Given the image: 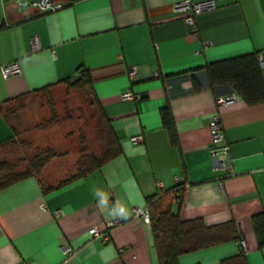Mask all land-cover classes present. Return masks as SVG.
Wrapping results in <instances>:
<instances>
[{
  "label": "crops",
  "instance_id": "1",
  "mask_svg": "<svg viewBox=\"0 0 264 264\" xmlns=\"http://www.w3.org/2000/svg\"><path fill=\"white\" fill-rule=\"evenodd\" d=\"M176 1L61 0L60 7L39 11L0 0V64L17 60L21 69L0 73V143L12 134L5 100L74 78L82 65L121 146L118 156L51 192L34 177L1 189L0 264H158L149 222L133 217L132 207L172 189L176 176L184 185L182 215L209 224L234 219L248 263L264 264V245L257 246L251 221L264 212V101L248 104L235 94L217 105L219 95L235 91L228 83L211 84L204 67L256 51L264 77V0H214L193 27L184 21L186 11L174 8ZM127 65H138L135 79L127 76ZM129 87L140 97H121ZM164 104L174 138L162 121ZM215 111L229 167H214L209 154ZM136 133L141 142L131 140ZM114 218L119 222L107 226ZM93 226L108 227V238L91 234ZM239 249L237 241H227L183 253L179 264H219Z\"/></svg>",
  "mask_w": 264,
  "mask_h": 264
},
{
  "label": "trees",
  "instance_id": "2",
  "mask_svg": "<svg viewBox=\"0 0 264 264\" xmlns=\"http://www.w3.org/2000/svg\"><path fill=\"white\" fill-rule=\"evenodd\" d=\"M204 67L211 84H230L235 93L248 104L264 101V77L256 51L210 61ZM75 72L74 78L66 77L33 89L29 95L15 97L16 104L4 101V116L10 123L12 134L0 143V190L28 177H34L43 192H51L84 177L121 153L119 138L93 90L89 69L79 65ZM57 84H64L67 89L81 92L85 108L88 109V119L92 122L91 129L98 140L97 149H88L84 144L79 148L74 171L56 184H44L41 179L43 168L62 152L52 144L43 145L39 141L47 119L42 117L39 121L33 118L26 120L25 113L29 109L25 98L39 92L49 94L51 87ZM160 113L163 124L174 138L168 104L160 108ZM82 140H85L84 136ZM172 197L175 198L174 204ZM183 202L184 185L179 180L172 189L146 197L149 226L158 264H179V256L183 253L227 241L238 242L242 237L234 219L209 224L201 216L185 218L182 215ZM251 221L257 246L260 248L264 245V212L252 214ZM239 247L237 253L220 259L219 264H249L240 244Z\"/></svg>",
  "mask_w": 264,
  "mask_h": 264
},
{
  "label": "rangeland",
  "instance_id": "3",
  "mask_svg": "<svg viewBox=\"0 0 264 264\" xmlns=\"http://www.w3.org/2000/svg\"><path fill=\"white\" fill-rule=\"evenodd\" d=\"M83 100L81 92L67 89L64 84L51 87L49 94L39 92L25 98L29 109L25 113L26 120L33 118L39 121L42 117L47 119L39 141L43 145L52 144L62 152L43 168L41 179L44 184H56L58 180L72 173L79 148L84 144L88 149H97L98 140L91 129L92 122L88 119V109L85 108ZM16 101L13 103L16 104Z\"/></svg>",
  "mask_w": 264,
  "mask_h": 264
},
{
  "label": "built area",
  "instance_id": "4",
  "mask_svg": "<svg viewBox=\"0 0 264 264\" xmlns=\"http://www.w3.org/2000/svg\"><path fill=\"white\" fill-rule=\"evenodd\" d=\"M61 0H16V4L18 6H26L30 5L36 8L39 11H48L54 10L61 6ZM175 9H182L186 11L184 16V21L189 27H193L195 25L196 15L205 10L212 8L214 6V0H178L173 4ZM29 42L33 51H36L40 48L39 37L37 34H33L29 37ZM20 66L17 60H10L0 64V73L3 77H6L11 74H16L20 72ZM138 73V65H127L126 74L130 79H135ZM236 93H230L227 95H219L216 98L217 105H224L232 102L235 99ZM121 97L123 98H138L140 97L139 93L134 92L130 87L125 89L121 93ZM222 120L219 112L215 111L212 113L209 123L208 130L210 135V146H209V154L214 167H229L231 165L230 156H229V148L228 145L223 142V134H222ZM131 140L134 142H141L143 140L142 133H136L131 136ZM222 153L224 155V159L219 157V154ZM176 181L179 178L175 177ZM157 186H161V182H157ZM115 207V204H111V209ZM59 213V209L55 210V214ZM132 216L138 219H141L144 222H149V211L147 205L143 206H134L132 207ZM119 219H112L107 226L118 223ZM108 227L104 230L99 229L96 226H93L89 229V232L94 235H102L105 239L108 238ZM241 245L242 249L246 252V244L245 238L241 237L238 241ZM71 248L68 245L64 246L65 252H70Z\"/></svg>",
  "mask_w": 264,
  "mask_h": 264
},
{
  "label": "clouds",
  "instance_id": "5",
  "mask_svg": "<svg viewBox=\"0 0 264 264\" xmlns=\"http://www.w3.org/2000/svg\"><path fill=\"white\" fill-rule=\"evenodd\" d=\"M97 196L101 197L100 199V204L101 205H106L107 202V197L103 196V194L101 192H99V190L96 191L95 193ZM118 212L120 216H123L125 214V209L122 205H118ZM115 210V209H114Z\"/></svg>",
  "mask_w": 264,
  "mask_h": 264
}]
</instances>
